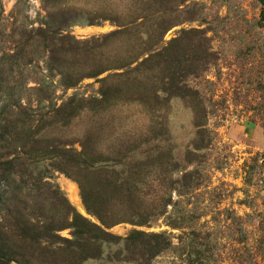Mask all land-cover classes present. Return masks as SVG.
Segmentation results:
<instances>
[{
	"label": "rangeland",
	"instance_id": "rangeland-1",
	"mask_svg": "<svg viewBox=\"0 0 264 264\" xmlns=\"http://www.w3.org/2000/svg\"><path fill=\"white\" fill-rule=\"evenodd\" d=\"M0 264H264V0H0Z\"/></svg>",
	"mask_w": 264,
	"mask_h": 264
},
{
	"label": "bare ground",
	"instance_id": "bare-ground-1",
	"mask_svg": "<svg viewBox=\"0 0 264 264\" xmlns=\"http://www.w3.org/2000/svg\"><path fill=\"white\" fill-rule=\"evenodd\" d=\"M64 183L70 188V191L75 193V200L78 201L80 198L78 196L77 186L73 184L72 182H69L68 180H64Z\"/></svg>",
	"mask_w": 264,
	"mask_h": 264
},
{
	"label": "trees",
	"instance_id": "trees-1",
	"mask_svg": "<svg viewBox=\"0 0 264 264\" xmlns=\"http://www.w3.org/2000/svg\"><path fill=\"white\" fill-rule=\"evenodd\" d=\"M90 210V212H93V211H91V209H89Z\"/></svg>",
	"mask_w": 264,
	"mask_h": 264
}]
</instances>
